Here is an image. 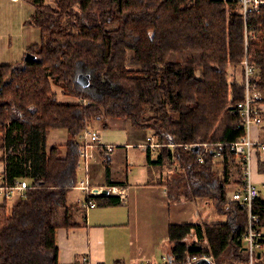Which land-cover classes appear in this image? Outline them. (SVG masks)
Instances as JSON below:
<instances>
[{"label": "trees", "instance_id": "obj_1", "mask_svg": "<svg viewBox=\"0 0 264 264\" xmlns=\"http://www.w3.org/2000/svg\"><path fill=\"white\" fill-rule=\"evenodd\" d=\"M51 1L32 0L26 23L41 32L40 43L27 51L34 57L0 64L1 187L28 182L12 205L6 198L0 204V264H59L57 229L70 224L60 220L78 181V136L95 120L108 127L109 118L154 131L164 145L155 161H173L170 167L184 175L168 176L172 200L204 198L226 217L171 224L167 264L204 254L220 261L229 250L247 260V213L227 188L234 166L241 183V160L230 144L244 133L238 107L246 95L244 60L257 69L253 104L264 102V7L246 26L233 1ZM231 66H241V80L230 81ZM59 93L75 99L60 100ZM59 128L67 130L66 142L49 145V133ZM96 149L107 161L104 148ZM255 211L262 232L261 194Z\"/></svg>", "mask_w": 264, "mask_h": 264}, {"label": "crops", "instance_id": "obj_2", "mask_svg": "<svg viewBox=\"0 0 264 264\" xmlns=\"http://www.w3.org/2000/svg\"><path fill=\"white\" fill-rule=\"evenodd\" d=\"M33 12L34 7L31 15ZM28 17L29 15L22 16L18 21L19 25L22 26L23 21ZM30 26L40 31L39 28ZM24 28H26L25 24H23V31ZM23 31L16 46L12 42L0 44V64L21 61L30 46L38 44L36 40L27 39ZM253 110L260 114L262 122L260 125H254L252 134L256 139L264 142V102L254 103ZM107 122L108 127H104L100 120L93 121L91 126L95 129L101 128V126L104 129H119L116 132L117 137L104 134L105 137L100 139L102 146L103 144L114 145V151L109 153L104 149L108 158L106 161L96 146L94 158L81 160L77 182L85 180L91 186L90 188L93 187L94 191L101 189L100 193L92 195L98 202L99 200L109 202L112 198H117L119 203L102 204L94 207L81 206L78 200L89 197L76 184L69 192L67 208L61 213L66 220L62 219L60 222L70 224L62 225L57 229L58 262L59 264H81L83 257L88 256L91 264L170 263L169 227L171 224H202L204 222L224 221L226 217L224 215L219 216L214 206L212 211V204L204 198L190 197L178 201L172 200L168 193V186L165 184L168 177L164 179L163 174H158L161 178L155 176L152 179L132 180L123 177L124 173L119 171L120 168L123 166L128 171L129 165H132V162H129V148L140 146L146 151L145 161H141L143 166L156 162L159 154L150 152L151 155H148L147 150L149 149L141 146L146 141L147 136L153 133L148 130L143 142H130L129 133L137 128L132 126L129 120L109 118ZM58 132H63L61 138L58 141L53 140L51 144L66 142L68 132L65 130ZM49 134L51 135V133ZM122 136H125V142H121ZM3 138L4 135L0 132V187L5 171V162L1 158L4 154V149L1 147ZM231 169V184L227 188V195L230 198L241 184L238 166ZM252 178L264 198V153L259 146L255 147L252 152ZM112 185L126 187L127 197L124 201L117 194L111 192L107 195L102 194L103 189L109 190ZM104 196L106 199L103 198ZM2 202L1 197L0 204ZM66 217L69 218L68 221ZM262 234L264 235V227ZM256 259H261L260 264H262L264 254L261 253L260 257L257 255Z\"/></svg>", "mask_w": 264, "mask_h": 264}, {"label": "built area", "instance_id": "obj_3", "mask_svg": "<svg viewBox=\"0 0 264 264\" xmlns=\"http://www.w3.org/2000/svg\"><path fill=\"white\" fill-rule=\"evenodd\" d=\"M14 2H19L21 0H12ZM220 1H233L237 4L238 11L242 13L245 24L247 26V20L249 15L253 12L259 11L264 7V0H220ZM245 67V90L246 95L245 99L238 103V107L240 108V115L242 117V121L239 125V128L244 129L243 135L236 141L230 144V149L233 151L238 159L241 160V184L238 189H236L232 198L240 203V206L245 209L247 213V233L245 235V247L246 251L249 255L256 257L257 253L261 250H264V237L262 236V232L258 230L259 224V215L255 211V202L260 195L259 187L255 184L252 178V152L255 147H260L261 151L264 153V142L256 139L252 134V129L254 125H260L262 122V118L259 113L254 112L253 110V102L254 96L250 91V82L251 76L256 74L257 69L248 63L247 60L243 62ZM79 152L82 161L92 159L94 157V149L96 146H102L100 141V136L96 129H94L91 125L87 126L84 131L79 135ZM144 148L150 149L151 152H155L159 154L161 152L162 143L158 141L155 134L147 136L146 141L141 145ZM173 146L172 144L170 145ZM206 147L207 144H204ZM107 152L114 151V145L111 144H103L102 146ZM191 145H186L185 149H190ZM214 156L219 157L220 152H214ZM200 162H203V157L199 156L198 159ZM28 182L26 179H23L19 182L15 187H8L4 189L0 187V195L5 197L11 196L14 190L19 192H23L25 188H27ZM77 186L81 188L87 195L86 199H79L78 202L81 206L85 207H94L96 206V201L92 199L98 193H100L101 189L90 188L91 186L85 181L80 180L77 182ZM109 192L113 194H117L120 199L123 201L127 197L126 187L120 185H112L109 187ZM247 244V245H246ZM201 258H206L211 261V264L214 263V257L210 254H204L202 256H194L190 262L187 264H193ZM81 264H91L89 257L84 256ZM146 264V263H140ZM248 264H253L251 261Z\"/></svg>", "mask_w": 264, "mask_h": 264}, {"label": "rangeland", "instance_id": "obj_4", "mask_svg": "<svg viewBox=\"0 0 264 264\" xmlns=\"http://www.w3.org/2000/svg\"><path fill=\"white\" fill-rule=\"evenodd\" d=\"M48 3H53L51 0H47ZM235 11H238V9H234ZM33 11V5H32V0H21L19 2H13L12 0H0V44H10L12 42V44L14 46H16L17 41L19 36L21 35V32L23 31V24H25L26 28H24L25 30L23 31V33L25 34L27 39H33L36 40V42H40L41 41V33L38 29L32 28L30 25H28L26 22L28 20V18L31 16V13ZM29 15L28 18H26L23 23L22 26L19 25L18 21L20 18H22V16H27ZM15 34V35H13ZM229 71H230V81H232L233 79L236 80L237 77L239 80H241L242 77V68L241 66L238 67H234L231 66L229 67ZM56 90H60L59 88L55 87ZM59 98L60 100H73L75 99L74 97H69L67 95H63L62 93H59ZM108 121V120H107ZM93 123V122H92ZM91 125V124H90ZM94 128V127H93ZM137 128V127H136ZM95 129V128H94ZM65 130L67 132L66 129H53L50 133L51 135L49 136V145H52L51 142H53V140H59L61 138V135L63 134V132H58V131H62ZM100 139L105 137L104 134H109L111 137H117L116 132L119 131L118 128H106L104 129V127L101 126V128H97L96 129ZM106 130V131H104ZM151 131V133H153L154 131L152 129H149ZM149 131V132H150ZM2 132V131H0ZM53 133V134H52ZM60 133V134H58ZM123 134L122 132H118ZM148 133V129H141V128H137L134 129L132 132L129 133V141L130 142H143L145 140V136ZM78 140H79V136H78ZM120 140H122L121 142H125L126 138L125 136H122L120 138ZM56 144V143H53ZM57 144H63V143H57ZM120 149V148H119ZM146 151L144 149H142L140 146H137L135 148H129V162H132V165H129V170L126 171L125 167L122 166V168H120L119 171H121L122 173H124L123 177L125 178H130L132 180H137V179H144V178H161L160 175L158 174H163L164 179H166L171 175L172 177H174V179H179V177H184V175H180L179 173V168L176 170L172 167H170V163H172L173 161H171L169 163V160H166L163 162V164L160 163H153L151 165H145L143 166L141 164V161H145V157H146ZM94 158V157H93ZM121 161V160H119ZM80 163H82V161L80 160ZM149 166V168L147 169V167ZM256 184V182H255ZM257 185V184H256ZM258 186V185H257ZM15 187V186H13ZM185 189L186 187H180V192L181 195H183V192L185 193ZM24 194L23 192H19L17 190H14L12 192L11 196L5 197L3 195H0V200L2 197V201H4V198H6L7 204L8 206L12 205L14 203L15 200H17L19 197H21ZM264 196V193H263ZM211 205V210L213 211V203L212 201H210ZM226 206V205H225ZM193 235H191V238H189V240L191 241L192 239H194V237H192ZM247 245V244H246ZM264 250H261V253ZM258 254V253H257ZM264 254V253H263ZM262 254V255H263ZM246 255L247 260H245L244 262H240L237 257V255H233V251L229 250L228 252L225 253V255H222V257L220 258V261H218L217 259L214 258V263L215 264H248L251 261H253V264H260V260L261 259H257V257H254L251 255ZM257 256V255H256ZM223 262V263H222ZM230 262V263H229Z\"/></svg>", "mask_w": 264, "mask_h": 264}, {"label": "water", "instance_id": "obj_5", "mask_svg": "<svg viewBox=\"0 0 264 264\" xmlns=\"http://www.w3.org/2000/svg\"><path fill=\"white\" fill-rule=\"evenodd\" d=\"M29 57H34V54H32L31 52H27L25 54V58H29ZM86 79H87V77L84 74L79 75V82L80 83H84L86 81ZM198 148H199V146L196 145L195 149H198ZM102 194L103 195L109 194V190L108 189H103L102 190ZM245 249H246V247H245ZM257 255L260 257L261 256V252L259 251ZM193 264H211V261L206 259V258H201V259H199L198 261H196Z\"/></svg>", "mask_w": 264, "mask_h": 264}, {"label": "flooded vegetation", "instance_id": "obj_6", "mask_svg": "<svg viewBox=\"0 0 264 264\" xmlns=\"http://www.w3.org/2000/svg\"><path fill=\"white\" fill-rule=\"evenodd\" d=\"M261 263H262V262H261ZM262 264H264V262H263Z\"/></svg>", "mask_w": 264, "mask_h": 264}]
</instances>
